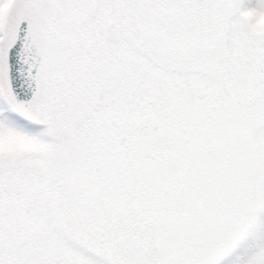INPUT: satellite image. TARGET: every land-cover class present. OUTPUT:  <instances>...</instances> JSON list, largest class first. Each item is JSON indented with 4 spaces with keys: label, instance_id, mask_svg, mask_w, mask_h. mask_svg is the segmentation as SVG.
Wrapping results in <instances>:
<instances>
[{
    "label": "snow or ice",
    "instance_id": "obj_1",
    "mask_svg": "<svg viewBox=\"0 0 264 264\" xmlns=\"http://www.w3.org/2000/svg\"><path fill=\"white\" fill-rule=\"evenodd\" d=\"M0 264H264V0H0Z\"/></svg>",
    "mask_w": 264,
    "mask_h": 264
}]
</instances>
